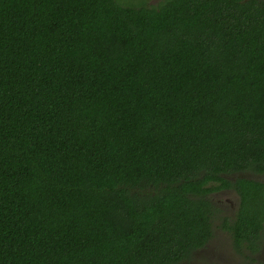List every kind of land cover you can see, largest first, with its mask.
I'll list each match as a JSON object with an SVG mask.
<instances>
[{
  "label": "trees",
  "instance_id": "trees-1",
  "mask_svg": "<svg viewBox=\"0 0 264 264\" xmlns=\"http://www.w3.org/2000/svg\"><path fill=\"white\" fill-rule=\"evenodd\" d=\"M241 172L264 174V0H0V264H181L216 220L253 244Z\"/></svg>",
  "mask_w": 264,
  "mask_h": 264
},
{
  "label": "flooded vegetation",
  "instance_id": "flooded-vegetation-1",
  "mask_svg": "<svg viewBox=\"0 0 264 264\" xmlns=\"http://www.w3.org/2000/svg\"><path fill=\"white\" fill-rule=\"evenodd\" d=\"M255 175L257 179L264 180V174ZM229 178L235 179L234 174ZM240 198L238 191L231 187L222 188L211 195L212 201L221 209L219 216L230 220L238 211ZM213 228L214 236L196 249L191 259L181 264H264V227L258 241L253 244L245 241L241 246L237 245L230 231L224 227L223 221H215Z\"/></svg>",
  "mask_w": 264,
  "mask_h": 264
},
{
  "label": "rangeland",
  "instance_id": "rangeland-1",
  "mask_svg": "<svg viewBox=\"0 0 264 264\" xmlns=\"http://www.w3.org/2000/svg\"><path fill=\"white\" fill-rule=\"evenodd\" d=\"M135 2H139L140 0H133ZM149 5H158V3L161 1V0H145ZM218 221V220H216ZM219 236V235H217ZM240 259L242 260L243 257H240Z\"/></svg>",
  "mask_w": 264,
  "mask_h": 264
},
{
  "label": "water",
  "instance_id": "water-1",
  "mask_svg": "<svg viewBox=\"0 0 264 264\" xmlns=\"http://www.w3.org/2000/svg\"><path fill=\"white\" fill-rule=\"evenodd\" d=\"M238 177H245V178H256V175L253 173H239Z\"/></svg>",
  "mask_w": 264,
  "mask_h": 264
}]
</instances>
